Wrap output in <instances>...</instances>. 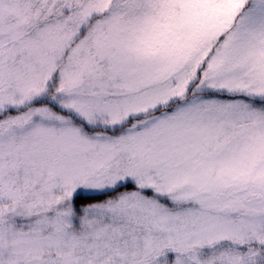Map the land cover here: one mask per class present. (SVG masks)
<instances>
[{"label": "snow or ice", "instance_id": "obj_1", "mask_svg": "<svg viewBox=\"0 0 264 264\" xmlns=\"http://www.w3.org/2000/svg\"><path fill=\"white\" fill-rule=\"evenodd\" d=\"M0 264H264V0H0Z\"/></svg>", "mask_w": 264, "mask_h": 264}]
</instances>
